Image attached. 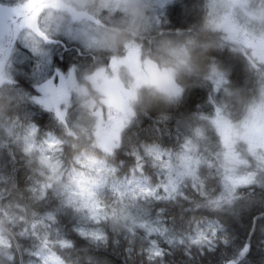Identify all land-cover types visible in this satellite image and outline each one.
Wrapping results in <instances>:
<instances>
[{
    "label": "clouds",
    "instance_id": "9594fccd",
    "mask_svg": "<svg viewBox=\"0 0 264 264\" xmlns=\"http://www.w3.org/2000/svg\"><path fill=\"white\" fill-rule=\"evenodd\" d=\"M166 4L187 11L188 26H172ZM0 9L14 12L0 24V155L19 157L27 177L21 187L0 171V264H111L97 255L110 241L124 244L125 264L136 255L168 264L146 233L192 259L222 242L191 227L219 210L217 188L264 206V0H0ZM72 51L66 71L56 66ZM192 89L206 98L181 112ZM32 101L52 130L22 113ZM176 214L188 227L176 228ZM249 252L246 243L239 264H252Z\"/></svg>",
    "mask_w": 264,
    "mask_h": 264
},
{
    "label": "trees",
    "instance_id": "16d2710c",
    "mask_svg": "<svg viewBox=\"0 0 264 264\" xmlns=\"http://www.w3.org/2000/svg\"><path fill=\"white\" fill-rule=\"evenodd\" d=\"M166 8V15L171 19L172 26L186 27L192 19V16L187 11L182 12L179 4L175 6L169 5ZM14 15V14H12ZM64 59L61 61L57 56L55 59L56 66L62 70L67 69V66L72 62L73 57L76 56L74 52L64 53ZM244 77V72L239 63H236L232 69V78L241 82ZM19 83L28 90L29 93L36 96V89L32 87V80L27 76H20ZM206 94L201 89H192L186 95L180 111L184 113L196 112L198 109L196 105L205 100ZM22 113L36 123L41 130H52L54 122L52 116L44 111V109L37 102H27L22 107ZM191 127V122L189 123ZM193 131H195L193 129ZM143 135V133H142ZM17 171L13 173V169ZM0 171L7 172L10 175H15L21 187L26 182V168L23 166V161L17 157L16 162L13 163L11 157L4 153L0 155ZM220 189H216L219 194ZM246 193V189L241 190ZM231 202V201H230ZM227 204L218 205L219 210L212 213H198L197 219L192 222L191 227H204L207 222H215L219 224L226 232V236H219L221 241L214 252L200 255L198 252H192V259L184 255L182 251L172 249L165 240H161L157 233H146L149 240H157V247L162 248L166 252L168 264H224L226 260H233L239 264L238 253L244 248L247 243L250 245V252L248 259L252 264H261V258L264 256V206L259 202L257 197L255 201L249 199L247 195L236 194L232 203L233 207ZM187 216L181 218L179 214L175 216V226L177 229H184L188 227L185 223ZM155 226V225H154ZM87 227V225H84ZM78 245L87 244V240L80 237H74ZM139 243V242H138ZM124 244L114 246L109 242V247L105 250L103 247L97 249V255L100 258H106L111 264H125L127 255L123 251ZM159 255V252L156 253ZM142 256L136 255L134 261L129 264H140Z\"/></svg>",
    "mask_w": 264,
    "mask_h": 264
},
{
    "label": "rangeland",
    "instance_id": "374dc122",
    "mask_svg": "<svg viewBox=\"0 0 264 264\" xmlns=\"http://www.w3.org/2000/svg\"><path fill=\"white\" fill-rule=\"evenodd\" d=\"M167 6H169V5L166 4L165 7H167ZM12 14H14V12L11 10L5 12L3 9H0V24H4L5 22H7L11 18ZM29 65H31V63H25V64L20 65V66L26 67ZM40 95H41V93L36 91V96H40ZM234 182L237 184H246L248 181L246 178H243V179L235 180ZM234 195H235V193H221L219 191L220 204L224 205V204H227L231 201L229 206L230 207L235 206L232 203V200L234 199ZM203 228L205 229V231H208V232L216 231L219 236H223V237L226 236L225 230L219 224H217L215 222H207Z\"/></svg>",
    "mask_w": 264,
    "mask_h": 264
},
{
    "label": "flooded vegetation",
    "instance_id": "af4514ba",
    "mask_svg": "<svg viewBox=\"0 0 264 264\" xmlns=\"http://www.w3.org/2000/svg\"><path fill=\"white\" fill-rule=\"evenodd\" d=\"M8 22V21H7ZM74 52V51H73ZM74 54H75V52H74ZM21 68H22V70H23V72H25V73H31L32 72V65H29V66H26V67H24V66H20ZM19 78V77H18Z\"/></svg>",
    "mask_w": 264,
    "mask_h": 264
},
{
    "label": "water",
    "instance_id": "95a60500",
    "mask_svg": "<svg viewBox=\"0 0 264 264\" xmlns=\"http://www.w3.org/2000/svg\"><path fill=\"white\" fill-rule=\"evenodd\" d=\"M11 22V18L9 19V23ZM234 264H237L236 262H234Z\"/></svg>",
    "mask_w": 264,
    "mask_h": 264
}]
</instances>
